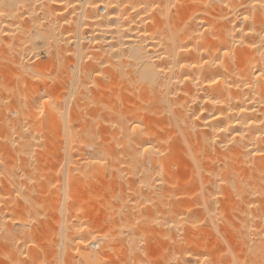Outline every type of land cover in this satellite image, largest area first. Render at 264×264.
I'll return each instance as SVG.
<instances>
[{"label": "bare ground", "instance_id": "6f19581e", "mask_svg": "<svg viewBox=\"0 0 264 264\" xmlns=\"http://www.w3.org/2000/svg\"><path fill=\"white\" fill-rule=\"evenodd\" d=\"M0 264H264V0H0Z\"/></svg>", "mask_w": 264, "mask_h": 264}, {"label": "rangeland", "instance_id": "374dc122", "mask_svg": "<svg viewBox=\"0 0 264 264\" xmlns=\"http://www.w3.org/2000/svg\"><path fill=\"white\" fill-rule=\"evenodd\" d=\"M20 200H21V199H20ZM14 202H17V203H18V202H19V198H18V200H16V201H15V199L13 198V203H14ZM20 202H21V201H20ZM148 242H149V243H148ZM148 242H146V245H144V247H146V248L149 249V250L152 249L150 252L153 254V253H154L153 242H150V241H148ZM151 244H152V245H151ZM150 246H151V247H150ZM149 250H148V251H149Z\"/></svg>", "mask_w": 264, "mask_h": 264}]
</instances>
